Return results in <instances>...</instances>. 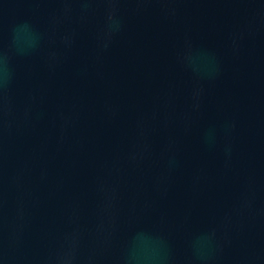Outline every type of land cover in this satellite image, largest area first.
Listing matches in <instances>:
<instances>
[{
  "label": "water",
  "instance_id": "water-1",
  "mask_svg": "<svg viewBox=\"0 0 264 264\" xmlns=\"http://www.w3.org/2000/svg\"><path fill=\"white\" fill-rule=\"evenodd\" d=\"M0 264H264V0H0Z\"/></svg>",
  "mask_w": 264,
  "mask_h": 264
}]
</instances>
